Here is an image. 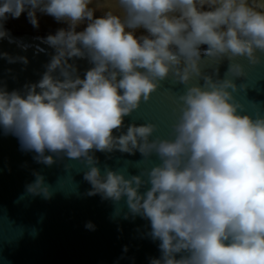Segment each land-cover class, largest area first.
I'll return each mask as SVG.
<instances>
[{
    "label": "clouds",
    "instance_id": "1",
    "mask_svg": "<svg viewBox=\"0 0 264 264\" xmlns=\"http://www.w3.org/2000/svg\"><path fill=\"white\" fill-rule=\"evenodd\" d=\"M91 3L0 0V37L3 22L24 12L34 27L37 11L69 25L44 41L55 54L37 83L24 94L0 88V129L38 163L80 161L88 195L123 200L129 213L147 219L161 252L151 264H264V112L247 110L236 95L246 85L235 82L245 77L238 58L264 63V10H257L264 6L119 0L121 18L110 11L94 17ZM141 28L147 35L137 37ZM73 58L93 65L83 78ZM225 59L221 78L217 65ZM170 76L185 85L170 138L154 137L153 123L125 131V117ZM114 151L155 155L160 163L136 175L107 166L102 172L95 152ZM27 190L52 195L39 174Z\"/></svg>",
    "mask_w": 264,
    "mask_h": 264
},
{
    "label": "water",
    "instance_id": "2",
    "mask_svg": "<svg viewBox=\"0 0 264 264\" xmlns=\"http://www.w3.org/2000/svg\"><path fill=\"white\" fill-rule=\"evenodd\" d=\"M3 30L0 88L24 94L27 86L42 78L55 54L44 42L55 34L15 32L4 24ZM236 62L243 66L245 77L235 82L246 85L237 98L249 112L256 106L264 112V63L253 65L244 57ZM69 63L75 64L81 78L93 66L87 58H73ZM228 64L225 59L217 65L219 77L224 76ZM184 91L185 85L171 76L161 81L151 99L125 117L124 130L130 123H153L157 125L154 137L170 138L178 114L175 100ZM35 155L23 150L15 135L0 129V264H151L152 259L161 257L160 242L152 239L147 219L129 213L123 200L117 205L99 194L88 195L91 185L83 178L85 169L80 161L54 157L56 162L47 166L38 163ZM95 156L102 172L107 166L136 175L160 163L155 155L145 159L139 152H95ZM36 174L50 187V198L27 190ZM89 222L94 228L86 227Z\"/></svg>",
    "mask_w": 264,
    "mask_h": 264
},
{
    "label": "rangeland",
    "instance_id": "3",
    "mask_svg": "<svg viewBox=\"0 0 264 264\" xmlns=\"http://www.w3.org/2000/svg\"><path fill=\"white\" fill-rule=\"evenodd\" d=\"M250 4L264 6V0H249ZM90 8L94 9V17H101L107 12H112V14L120 16L123 18L124 11L119 4V0H92V3L89 5ZM257 10H264V8H258ZM38 19V27H34L30 22L27 15V12L22 13L19 18L9 17L3 22L4 25L9 27L15 32L29 33V34H44L51 33L56 34L59 29L67 30L69 25L64 21H57L54 17L42 13L40 11L36 12ZM87 22L79 24L76 28V31H83L86 27ZM135 35L137 37L142 35H147V32L144 29L135 30Z\"/></svg>",
    "mask_w": 264,
    "mask_h": 264
}]
</instances>
